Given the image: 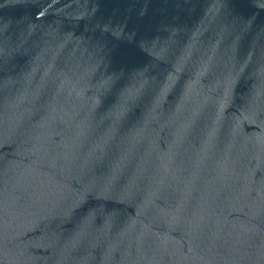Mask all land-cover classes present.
Masks as SVG:
<instances>
[{"label": "water", "instance_id": "water-1", "mask_svg": "<svg viewBox=\"0 0 264 264\" xmlns=\"http://www.w3.org/2000/svg\"><path fill=\"white\" fill-rule=\"evenodd\" d=\"M0 264H264V0H0Z\"/></svg>", "mask_w": 264, "mask_h": 264}]
</instances>
